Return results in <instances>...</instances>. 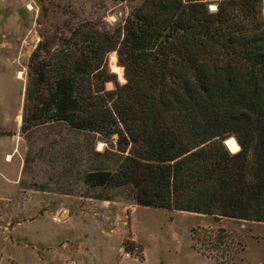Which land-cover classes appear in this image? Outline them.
Masks as SVG:
<instances>
[{
  "label": "trees",
  "instance_id": "trees-1",
  "mask_svg": "<svg viewBox=\"0 0 264 264\" xmlns=\"http://www.w3.org/2000/svg\"><path fill=\"white\" fill-rule=\"evenodd\" d=\"M33 62V127L118 136L119 165L89 170L86 184L131 187L141 207L264 223V0L215 11L145 0L117 27L86 21L49 55L40 45Z\"/></svg>",
  "mask_w": 264,
  "mask_h": 264
},
{
  "label": "rangeland",
  "instance_id": "rangeland-1",
  "mask_svg": "<svg viewBox=\"0 0 264 264\" xmlns=\"http://www.w3.org/2000/svg\"><path fill=\"white\" fill-rule=\"evenodd\" d=\"M144 1L0 0V264L264 261V223L141 207L131 187L86 184L89 170L117 168L118 136L31 125L38 47L49 55L82 22L117 27ZM109 64L125 83L117 53ZM134 245L139 260L123 256Z\"/></svg>",
  "mask_w": 264,
  "mask_h": 264
},
{
  "label": "built area",
  "instance_id": "built-area-1",
  "mask_svg": "<svg viewBox=\"0 0 264 264\" xmlns=\"http://www.w3.org/2000/svg\"><path fill=\"white\" fill-rule=\"evenodd\" d=\"M123 256L127 259H140V256L142 254L140 248L136 245H134L133 247H131V249H123L122 250Z\"/></svg>",
  "mask_w": 264,
  "mask_h": 264
},
{
  "label": "bare ground",
  "instance_id": "bare-ground-1",
  "mask_svg": "<svg viewBox=\"0 0 264 264\" xmlns=\"http://www.w3.org/2000/svg\"><path fill=\"white\" fill-rule=\"evenodd\" d=\"M216 9L215 7H213V10ZM226 145L228 147V149L232 152V153H237L240 151L241 147L239 145V143L237 142V140L232 137V138H229L227 141H226Z\"/></svg>",
  "mask_w": 264,
  "mask_h": 264
},
{
  "label": "water",
  "instance_id": "water-1",
  "mask_svg": "<svg viewBox=\"0 0 264 264\" xmlns=\"http://www.w3.org/2000/svg\"><path fill=\"white\" fill-rule=\"evenodd\" d=\"M117 137V136H116ZM236 139V138H235ZM64 216V215H63Z\"/></svg>",
  "mask_w": 264,
  "mask_h": 264
}]
</instances>
